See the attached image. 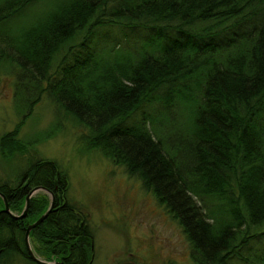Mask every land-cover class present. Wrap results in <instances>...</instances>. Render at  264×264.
Listing matches in <instances>:
<instances>
[{
	"label": "trees",
	"instance_id": "16d2710c",
	"mask_svg": "<svg viewBox=\"0 0 264 264\" xmlns=\"http://www.w3.org/2000/svg\"><path fill=\"white\" fill-rule=\"evenodd\" d=\"M39 1L0 0V29ZM115 31L131 33L133 47L93 50ZM0 45L21 115L0 136V154L26 163L0 193L12 215L33 188L54 196L29 234L40 259L94 262L93 231L68 199L66 172L35 150L45 136H18L46 96L50 131L69 119L85 152L138 180L178 224L193 264H264V0H52L29 24L2 31ZM45 191L21 219L0 197V264H36L24 236L50 205Z\"/></svg>",
	"mask_w": 264,
	"mask_h": 264
},
{
	"label": "rangeland",
	"instance_id": "374dc122",
	"mask_svg": "<svg viewBox=\"0 0 264 264\" xmlns=\"http://www.w3.org/2000/svg\"><path fill=\"white\" fill-rule=\"evenodd\" d=\"M51 1L35 3L17 21L3 26L0 33L29 24L46 11ZM129 34L109 32L108 39L97 38L96 42L100 44L94 48L93 42L92 48L96 52L109 51L112 43L121 45L129 40ZM100 36L104 34L100 33ZM132 43L135 44L126 42V50L133 47ZM149 44L154 43L146 42L142 47ZM139 46L141 43H137L136 48ZM6 70L0 66V136L13 131L21 119L14 105L15 78ZM71 125L67 119L63 121L62 130L50 131L56 126L55 110L43 96L20 128L18 136L22 139L45 136L35 150L39 158L57 162L66 172L68 199L87 214L93 231V264H193L181 229L157 205L153 195L146 192L138 180L129 178L120 165L98 153L85 152L77 141V133L82 129ZM21 162L16 159L9 164L0 154V183L18 177L26 166ZM13 264L27 263L16 258Z\"/></svg>",
	"mask_w": 264,
	"mask_h": 264
},
{
	"label": "water",
	"instance_id": "95a60500",
	"mask_svg": "<svg viewBox=\"0 0 264 264\" xmlns=\"http://www.w3.org/2000/svg\"><path fill=\"white\" fill-rule=\"evenodd\" d=\"M38 191H45V190L43 188H41V187L33 188L29 192L28 196L25 199V207H24L22 213L20 215H18V216L11 214V212L9 211L6 199L0 193V197L2 198V200L4 202V212L9 214L14 219L23 218L26 215V213H27V210H28V207H29L30 198L34 194H36ZM45 192L48 193L47 191H45ZM48 194L50 195V199H51V202H50V205H49L48 209L46 210V212L36 222H34L33 224L29 225L26 228L25 236H24L25 246H26L28 257L36 264H62V263H56V262H46V261H42L40 259H37L35 254H34V252H33V250H32V248H31V246H30V244H29V234H30L31 230L34 229L35 227H37L39 224H41L44 221V219H46V217L50 214L51 210L53 209L54 196L52 194H50V193H48Z\"/></svg>",
	"mask_w": 264,
	"mask_h": 264
},
{
	"label": "bare ground",
	"instance_id": "6f19581e",
	"mask_svg": "<svg viewBox=\"0 0 264 264\" xmlns=\"http://www.w3.org/2000/svg\"><path fill=\"white\" fill-rule=\"evenodd\" d=\"M38 192H41V191H38ZM38 192H37V193H38ZM45 212H46V211H45ZM41 216H42V215H41ZM41 216H40V217H41ZM40 217H39V218H40ZM39 218H38V219H39ZM38 219H37V220H38ZM37 220H36V221H37ZM36 221H35V222H36ZM32 224H33V223H32ZM30 225H31V224H30ZM39 225H40V224H39ZM29 244H30V243H29ZM34 254H35V253H34ZM35 256H36L37 259H40L36 254H35ZM40 260H42V259H40ZM42 261H44V260H42Z\"/></svg>",
	"mask_w": 264,
	"mask_h": 264
}]
</instances>
